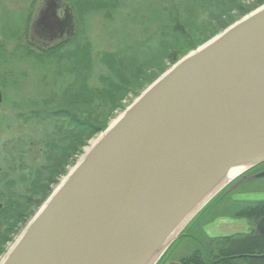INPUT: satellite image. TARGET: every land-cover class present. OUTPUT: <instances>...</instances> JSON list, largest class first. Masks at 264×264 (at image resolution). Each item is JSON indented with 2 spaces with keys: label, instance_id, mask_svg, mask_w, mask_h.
Here are the masks:
<instances>
[{
  "label": "water",
  "instance_id": "obj_1",
  "mask_svg": "<svg viewBox=\"0 0 264 264\" xmlns=\"http://www.w3.org/2000/svg\"><path fill=\"white\" fill-rule=\"evenodd\" d=\"M263 161L264 4L140 92L52 190L0 264H155L232 167L247 163L243 173ZM262 177L264 169L250 178ZM254 230L264 237V216Z\"/></svg>",
  "mask_w": 264,
  "mask_h": 264
},
{
  "label": "rangeland",
  "instance_id": "obj_2",
  "mask_svg": "<svg viewBox=\"0 0 264 264\" xmlns=\"http://www.w3.org/2000/svg\"><path fill=\"white\" fill-rule=\"evenodd\" d=\"M64 1L71 7L76 22L73 35L68 43L55 46L46 52L47 50L41 51L28 41V29L24 21L31 14L29 3L23 0H0V91L2 93L0 149H9L14 141L20 144L22 142L20 136L23 133L28 138L30 137L29 139L34 143L29 141L25 144L21 143L22 163L31 177L41 169L43 172H41L43 179L41 181L45 183L47 169L43 166L46 160L43 158V148L40 139L38 140L39 135L36 134L37 129H31L30 125L23 126L18 121L21 115L30 112L45 115L60 111L80 118H90L92 121L105 120L104 128L86 142L81 153L74 155V164L66 167L65 174L58 178L52 190L104 130L138 97L140 92H143L152 81L173 65L169 63V55H175L179 60L244 16H240L223 29L218 30V24L231 19L233 17L231 15L235 13L232 11L230 16L227 15L217 22L213 21L208 12L202 8L200 0ZM170 18L177 19L178 25L183 27L189 40L183 41L172 35ZM190 45L194 48L189 49ZM59 46L63 49L69 48L67 54L70 56L61 54ZM88 50L92 59H97V64H99L93 66L89 74L92 77L87 86L92 93L83 92L76 83L60 90L57 87L60 76L74 77V72L77 71L71 62L72 53L76 51L87 53ZM101 53H108L118 65L119 73L115 77L116 82L110 88L108 82L99 77V73L112 75L116 72V68L113 70L114 67L107 61L108 57L101 56ZM83 74L85 76V70L82 76ZM103 89H106V92ZM52 90L54 93H51ZM3 163L5 164L4 161ZM52 166L53 164L49 171L53 169ZM261 169H264V163L255 170L243 174L245 178L241 179L237 176L229 181L224 187L227 188L224 204L219 208L205 210L198 223L194 225L196 228L193 227V229L196 231L199 223H205L203 230L205 235L210 237L251 232L253 228L247 220L231 216L239 208L235 202L264 200V177L259 180H247L249 175ZM32 180L27 182L30 189ZM17 183L13 184L15 190L7 192L2 189V196L6 192L10 195L17 193L19 196L23 186L18 181ZM233 189L237 193L230 194L229 191ZM42 203L33 211V215ZM207 204L187 221L177 233V237ZM1 208L3 210V207ZM6 208L8 209L3 211L0 209V261L27 224L15 227L13 207L9 205ZM207 220L209 222L206 223ZM177 237L169 243L170 247L167 246L162 251L158 262L162 260V264L163 261L166 262L164 264H176L175 255L179 250L171 245Z\"/></svg>",
  "mask_w": 264,
  "mask_h": 264
},
{
  "label": "trees",
  "instance_id": "obj_3",
  "mask_svg": "<svg viewBox=\"0 0 264 264\" xmlns=\"http://www.w3.org/2000/svg\"><path fill=\"white\" fill-rule=\"evenodd\" d=\"M200 4L208 12L209 17L216 22L227 15L230 16L232 11L235 13L231 15L233 16L231 19L218 24L217 29L219 30L240 16L263 5L264 0H200ZM170 19V31L172 35L183 41L189 40V36L182 29L183 27L178 25L177 19ZM188 48L191 49L194 46L190 45ZM50 50L48 49L46 52ZM69 50V48L63 49V47H60L59 52L69 57L70 55L67 54ZM102 55L108 57L107 61L114 67L112 68L113 70L116 68V72L112 75L99 73V77L107 81L110 88L116 82L115 77L119 73L118 65L108 53H101ZM72 59L71 62H73L74 69H77L74 72V77L69 75L60 76L57 87L60 90L66 89L69 85L76 83L79 84L78 86L82 88L83 92H87L88 94L92 93V90L89 89L87 84L90 77H92L89 74L92 72L93 66L99 65L97 64L98 60L92 59L89 50L87 53L83 51L73 52ZM168 59L169 63L173 64L178 58L171 54ZM84 70L86 74L82 76ZM103 90L106 92V89ZM51 93H54V91L52 90ZM18 121L23 126L30 125L31 129H37L38 132L36 131V134L39 135L38 140L40 139L43 148V158L46 160L43 168L47 170L46 178L44 179L46 181L43 183L41 181V174L43 173L41 169L31 177L23 165L21 143L25 144L27 141L34 143L24 133L20 136L22 139L20 144L14 141L9 149H0V203L2 204L3 210L8 209L6 207L12 205L15 227L26 224L28 219L33 215V211L48 197L53 189L52 187L57 184L58 178L65 174L66 167L74 164V155L81 153L86 142L101 131L105 124V120L98 119L92 121L90 118H80L73 114L60 111L45 115H40L39 112H30L21 115ZM52 164L53 169L49 171ZM258 166L251 168V170H255ZM31 179L33 180L30 189L28 187L29 183L27 182L31 181ZM17 181L23 186L19 192V196L17 193H11L12 195L8 194V190H15L13 184H18ZM33 185L35 186L33 187ZM2 189L7 191L4 196L1 193ZM226 190L227 188L220 190L172 243L171 247H176L179 250L175 255V259L179 264H264V257H261L264 254V237L259 236L253 229L251 232L242 234L230 233V235L222 237L205 235L203 230L205 223H199L197 230H194L196 228L194 225L198 223L199 218L205 210L219 208L224 204L223 200L227 197L225 194ZM229 192H231L230 194L237 193L234 189ZM235 203L239 205V208L233 212L231 217L247 220L252 228L256 221L264 216V200ZM3 210L1 208V211Z\"/></svg>",
  "mask_w": 264,
  "mask_h": 264
},
{
  "label": "flooded vegetation",
  "instance_id": "obj_4",
  "mask_svg": "<svg viewBox=\"0 0 264 264\" xmlns=\"http://www.w3.org/2000/svg\"><path fill=\"white\" fill-rule=\"evenodd\" d=\"M23 2L29 3L28 7H30L31 9L30 16L24 21V24H27L26 26L29 34L28 41H30V44L36 46L37 49L44 51L52 49L53 47H55V45H64L68 43V41H70L76 22L74 19V15H72L71 7L68 6V3L66 1L23 0ZM45 12H48V14L45 17L46 19L43 20V14ZM250 170H248L247 172H249ZM262 170L263 169L258 171L260 172ZM258 171H256L255 173H257ZM251 176L252 175H249V177H247V180H255L251 179ZM240 178L242 179L245 177L241 174ZM245 232H241V234ZM163 262L166 263L165 261ZM175 263L179 264L177 261H175ZM156 264H162V260H160Z\"/></svg>",
  "mask_w": 264,
  "mask_h": 264
},
{
  "label": "bare ground",
  "instance_id": "obj_5",
  "mask_svg": "<svg viewBox=\"0 0 264 264\" xmlns=\"http://www.w3.org/2000/svg\"><path fill=\"white\" fill-rule=\"evenodd\" d=\"M246 166H247V163H241V164H238V165H235L234 167H232L229 170V172H227V175H226L225 179L223 180V184H226V183H228V181L232 180ZM212 194H213L212 192H209V194L201 201V203H199V205L190 214H188V216L183 220V222L180 225H178V227L174 231V233H172V235L168 238V241H167L168 243L177 235V233L187 223V221L189 219H191L205 204H207V201L210 199ZM150 264H152V262Z\"/></svg>",
  "mask_w": 264,
  "mask_h": 264
}]
</instances>
